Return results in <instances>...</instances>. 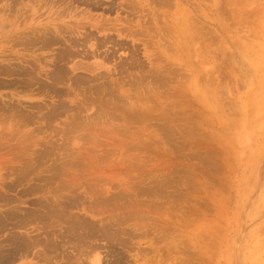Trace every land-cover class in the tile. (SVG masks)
<instances>
[{
  "label": "rangeland",
  "instance_id": "rangeland-1",
  "mask_svg": "<svg viewBox=\"0 0 264 264\" xmlns=\"http://www.w3.org/2000/svg\"><path fill=\"white\" fill-rule=\"evenodd\" d=\"M99 1L102 6L90 12L94 19L97 17L102 22L121 15L125 21L124 16L129 13L125 0H116L113 11H108V3L113 0ZM141 1L149 11L143 10L138 16L130 12L128 16L134 31L139 29L142 33L134 36H127L128 31L118 33L116 29L125 24L123 20L114 21L121 22L115 25L116 29H99L98 38L105 39L111 34L116 41L124 43V48H120L111 37L115 48H100L99 52L115 50V60L106 61L99 55L96 39L85 43L84 35L77 36L80 46L75 47L76 57L69 55L70 61H62L65 62L62 67L69 70L64 75L67 80L64 77V83L61 81L56 87L58 91L62 89V97L50 91L51 79L46 74L52 66L38 68L41 71V75L37 73L38 82L28 87L19 82L21 76L0 72L3 83L0 86V176L3 175L0 194L4 197L0 200V217L8 208L18 206L15 209L26 212L41 203L54 207L62 201L63 206L72 201L77 207L72 205L69 208L72 212L66 210L69 213L65 212L66 217L73 213L90 223L88 227H96L86 230L91 235L85 239L84 231L77 232L76 237L67 236L68 223L63 227L52 226L58 228L57 233H65L64 239L50 227L55 241L60 242L57 247H61L57 250L50 247L52 251L48 252L52 256L47 259L52 262L48 261L49 264H66L67 260L68 264H75L81 257V263L77 261V264H264V9L250 13L256 6L264 8V0L160 1L163 4ZM80 7L78 11L82 14L84 6ZM48 12L45 10L39 20L45 18L42 22H46L49 13V20L56 17L53 11ZM23 25L21 29L25 28ZM36 25H39L37 21ZM7 27L6 22L0 27V53L9 46L4 37ZM61 47L58 44L52 47L54 50L44 48L35 53L49 57ZM90 51L96 55L91 56ZM10 52L0 55V66L16 65V61L12 64L6 61L12 57ZM31 52L20 49V54L35 60ZM85 52L89 56L84 57ZM122 59L129 65L135 64H127L126 71H121L118 66ZM19 64L31 66L30 62ZM77 75L89 77L90 82L80 80L78 88L75 86L78 83L73 81ZM14 79L18 85L13 83ZM43 81L49 84L44 83V90ZM60 98L67 103L63 100L62 103ZM59 104H65L64 110H60L63 105ZM7 226L6 231L0 232L2 251L7 250L6 241L11 237L8 235L30 231L36 234L35 230L32 232V225L18 228L11 223ZM104 231L107 233L101 236ZM41 253L44 249L39 245L30 248L29 256L18 254L9 257L11 260L8 252H2L0 260H9L5 264H48Z\"/></svg>",
  "mask_w": 264,
  "mask_h": 264
},
{
  "label": "bare ground",
  "instance_id": "bare-ground-1",
  "mask_svg": "<svg viewBox=\"0 0 264 264\" xmlns=\"http://www.w3.org/2000/svg\"><path fill=\"white\" fill-rule=\"evenodd\" d=\"M118 1V0H117ZM156 1H159V2H157V3H160V1L161 2H163V3H165V2H167V1H162V0H145V2H148V3H146V4H151L152 2L153 3H155ZM210 1V0H209ZM245 1V0H244ZM249 1V0H248ZM122 2V1H121ZM123 2H124V0H123ZM144 1H141L140 2V0H125V2H124V4H126V7H128V10H129V13L130 12H132V13H135V14H137V13H140V12H142L143 10L144 11H146L147 10V12L149 11L148 9H150V8H148V9H146V7H143V6H145V5H143V4H141V3H143ZM168 2H169V0H168ZM171 2V1H170ZM169 2V3H170ZM230 2H233L234 3V1L232 0V1H230ZM237 2V1H236ZM243 2V1H242ZM115 3H117L116 2V0H113L112 2H110V3H108L109 4V8H108V11H113L115 8V6H114V4ZM163 3H160V4H163ZM233 3H230V5L231 4H233ZM102 2H100L99 0H0V27L2 28V26L4 25V23L6 22L7 24H8V31H7V36L5 35L4 37H6V41L7 42H5V44H7V45H9V46H7V47H4V50L0 53V55L1 56H5L6 54H7V51H11L10 52V54H11V58H7V60L6 59H3L4 61L6 60V61H9V64H12V63H14V61H16L15 63H16V65H13V66H10L9 65V67H7V66H0V72H3L4 74H16V75H19V77L21 76L22 77V79L20 78V81L19 82H22V83H24L23 85V87H28V85H30V84H32V82L33 83H36V82H38V79H37V73H38V71H39V73L41 72L40 70H38V68L39 69H42V68H44V67H46V66H52L53 68L51 69V70H49V71H47V77L48 78H50L51 79V82H48V83H50L51 85H50V88H51V90L49 89V86L47 87L50 91H51V93H52V91L53 92H55L54 94H56V95H58V94H60V95H58L59 97L62 95V89H59V91L57 90V84H60V82L62 81V83H64L63 82V80H64V77L65 76H67L68 75V72H69V70H67L66 68H63L62 67V65H64L65 66V62L63 63L62 61H65V59H68L67 57H69V55L72 57V56H74L75 55V57H76V52H75V47H77L78 48V46H80L79 44H80V39L79 38H77V36L80 34V35H84V37H83V39L85 40V43H87L88 41H90V40H92V39H96L97 40V43H96V45H95V47H96V51H100V48H103V47H109L110 48V46H111V48H113L112 46H115V45H113L112 43H114V41H112V38L114 39V36L112 37L111 36V34H110V36H107L105 39H100V38H98V36H100V35H97L99 32H100V30L102 29V28H104V30H107V31H110L111 29H116L117 27H115V25H117V24H120L121 22H122V20H123V16H121L120 14V16H116V17H114V18H110L109 17V19L108 18H103L104 19V21L106 20V23L102 20V22L100 21V20H97L96 18L94 19V15H93V17H92V14L90 13L91 11H93L94 9H97V7L98 6H102ZM123 4V3H122ZM118 5H120V3L118 4ZM117 5V6H118ZM143 5V6H142ZM157 5V4H156ZM229 5V4H228ZM80 6H84L82 9H83V11H82V14H80V12L79 11H81V10H79L78 11V9H81V7ZM116 6V7H117ZM123 6V5H122ZM125 6V5H124ZM153 6V5H152ZM235 6H236V4H235ZM264 6V5H263ZM80 7V8H79ZM118 7H120V6H118ZM125 7V8H126ZM159 7V6H158ZM229 7V6H228ZM152 8V7H151ZM160 8V7H159ZM242 8V7H241ZM105 9H107V8H105ZM123 9V8H122ZM153 9V8H152ZM156 9V8H155ZM154 9V10H155ZM263 9L264 8H261V7H254V9L252 10V11H250V13L252 14V13H255V12H258L259 10H262L263 11ZM45 10L47 11V10H49V12H54L55 14H56V17H54V19H52L51 18V20H49L50 19V16H49V14H48V19L46 20V22H42V19H45V18H41L40 20H39V18L41 17V16H43V14L45 15ZM126 10H127V8H126ZM156 11V10H155ZM169 11V10H168ZM261 11V12H262ZM122 12V11H121ZM146 12V13H147ZM127 13H128V11H127ZM126 13V14H127ZM128 13V14H129ZM224 13V12H223ZM80 14V15H79ZM128 14L126 15V16H124V18H125V21H124V23L125 24H123V23H121L122 25V27L124 28H122L121 26H119L120 28H118V29H116V31H118V33H124L125 31H128L129 33H127V36H134V35H139L140 33H142L141 31L139 32V29H138V31H134V29H133V27L131 26V25H133V23H132V21H129V16H128ZM163 14V13H162ZM164 14H168V13H165V11H164ZM234 14H235V12H234ZM256 14V13H255ZM147 15V14H146ZM148 15H149V13H148ZM159 15V14H158ZM240 15H242V14H240ZM11 16H13V17H11ZM55 16V15H54ZM137 16H138V14H137ZM144 16H145V14H144ZM163 16V15H162ZM168 16V15H167ZM208 16V15H207ZM122 17V18H121ZM142 17V16H141ZM149 17V16H148ZM160 17H161V15H160ZM228 17V16H227ZM248 17V16H247ZM167 18V17H166ZM226 18V17H225ZM151 19V18H150ZM184 19V18H183ZM230 19V18H229ZM237 19V18H236ZM57 20H59V21H57ZM132 20V19H131ZM133 20H134V18H133ZM152 20V19H151ZM164 20V19H163ZM163 20H161V21H163ZM167 20V19H166ZM165 20V21H166ZM36 21H37V23H39V25H36ZM114 21H121L120 23H116V22H114ZM158 21H159V19H158ZM164 21V22H165ZM186 21V20H185ZM24 22V25L22 24ZM105 24H104V23ZM132 24H131V23ZM134 22V21H133ZM101 23H103V24H101ZM147 24L149 23V22H146ZM152 23V22H151ZM150 23V24H151ZM161 23V22H160ZM166 24V23H165ZM183 24V23H182ZM20 25H23V26H25V28L24 29H21L20 28ZM159 25H161V24H159ZM199 25V24H198ZM134 26V25H133ZM136 26H138L139 27V24H137ZM135 26V27H136ZM149 26V25H148ZM169 26V25H168ZM171 26V25H170ZM146 27V26H145ZM167 27V26H166ZM203 27V26H202ZM254 27V26H253ZM122 28V29H121ZM151 28V27H150ZM154 28V27H153ZM171 28V27H170ZM208 28V27H207ZM100 29V30H99ZM120 29V30H119ZM133 29V30H132ZM167 29V28H166ZM165 29V30H166ZM173 29H174V27H173ZM210 29V28H209ZM212 29V28H211ZM123 30V31H122ZM141 30V29H140ZM154 30H155V28H154ZM204 30V29H203ZM82 31H84V32H82ZM120 31H122V32H120ZM143 31V30H142ZM161 31V30H160ZM163 31V30H162ZM210 31V30H209ZM214 32V31H213ZM110 33V32H109ZM143 34H146V33H143ZM142 34V35H143ZM158 34V33H157ZM164 34V33H163ZM120 35V34H119ZM161 35V34H160ZM211 35V34H210ZM149 36V35H148ZM169 36V35H168ZM175 36V35H174ZM215 36H216V34H215ZM80 37V36H79ZM102 37V36H101ZM112 37V38H111ZM81 38V37H80ZM104 38V37H103ZM131 38V37H130ZM152 38V37H151ZM176 38V37H175ZM217 38H218V35H217ZM177 39V38H176ZM115 41H116V39H114ZM138 40V39H137ZM216 40V39H215ZM232 40V39H231ZM0 41H2V40H0ZM123 41V40H122ZM121 41V42H122ZM238 41V40H237ZM108 42H110L111 43V45H109V46H107L108 44ZM117 42V43H116ZM114 44H117V45H119L120 46V48H124V45H122V44H124L123 42L122 43H120L118 40L116 41ZM127 42H129V41H127ZM167 42V41H166ZM147 43V42H146ZM148 43H149V41H148ZM216 43V42H215ZM58 44H61V49L60 48H58V50L57 51H55V52H53L52 53V55L51 54H49L50 56L49 57H47V55H39L38 53H35V51L36 50H40V49H46V48H52L53 46H55V45H58ZM84 44V41H83V43H82V45ZM135 44V43H134ZM142 44V43H141ZM85 45V44H84ZM93 45H94V43H93ZM135 46V45H134ZM172 47H173V45H171ZM95 47H93V49H95ZM149 47V46H148ZM6 48V49H5ZM9 50H8V49ZM82 48V47H81ZM84 48H85V46H84ZM84 48H83V50L81 49L80 50V52L81 51H84ZM115 48V47H114ZM113 48V49H114ZM128 48V47H127ZM20 49H26V50H30V51H32L31 53V55L34 57V59L35 60H30V59H27L25 56H23V55H25V54H20ZM55 49V48H54ZM53 48L51 49V50H54ZM56 49H57V46H56ZM86 49V48H85ZM118 49V48H117ZM132 48L130 47V50H131ZM170 49V48H169ZM133 50V49H132ZM230 50H231V48H230ZM22 51V50H21ZM77 51V50H76ZM87 51V50H86ZM89 51V50H88ZM87 51V52H88ZM135 51V50H134ZM24 52V51H23ZM47 52H48V50H47ZM80 52H78L77 53V56H78V54L80 53ZM91 52V51H90ZM97 52V53H98ZM102 52H103V54H102ZM102 52H99L98 54L99 55H103L104 56V59L107 61V60H112L113 61V59L116 57V51L114 50V51H112V52H109V49H106V50H102ZM9 53V52H8ZM22 53V52H21ZM84 53V52H83ZM229 53V52H228ZM47 54V53H46ZM97 54V55H98ZM132 54V53H131ZM157 54H159V53H157ZM86 55H88L89 56V54L87 53L86 54V52H85V56L84 57H86ZM90 55L91 56H95L96 55V52L95 51H92L91 53H90ZM135 55H136V53H135ZM150 55V54H149ZM156 55V54H155ZM27 56V55H26ZM31 56V57H32ZM82 56V55H81ZM87 56V57H88ZM137 56V55H136ZM7 57H9V55L7 56ZM29 57V56H28ZM119 57V56H118ZM130 57V56H129ZM133 57H134V54H133ZM158 57H160V56H158ZM70 58V57H69ZM89 58V57H88ZM131 58V57H130ZM137 58V57H136ZM133 59V58H132ZM138 59V58H137ZM69 61H70V59H68ZM71 60H73V58H71ZM115 60V59H114ZM142 60V59H141ZM68 61V62H69ZM144 61V60H143ZM28 63L29 64V62H30V64H31V66H29V67H24V65L22 66L21 64H19V63ZM60 62H62V63H60ZM67 62V61H66ZM136 63H137V61H135ZM139 62V61H138ZM165 62V61H164ZM18 63V64H17ZM1 64V63H0ZM4 65H6L5 63H3ZM34 64L35 65H38L37 67L36 66H34ZM49 64V65H48ZM68 64V63H67ZM67 64H66V67H67ZM128 63L125 61V60H123L122 59V61H120L119 62V66L118 67H120V69L119 70H121V71H126L125 70V68L127 69L128 67V65H127ZM135 64V63H134ZM133 63H130V65L131 66H133L134 65ZM140 64V63H139ZM179 64V63H178ZM129 65V66H130ZM141 65V64H140ZM142 65H143V63H142ZM136 66V65H135ZM186 66H187V64H186ZM117 67V66H116ZM166 67L167 66H165V69H166ZM171 67V66H170ZM169 68V67H168ZM177 68V67H176ZM131 69V68H130ZM140 69V68H139ZM142 69V68H141ZM148 69V68H147ZM46 70V69H45ZM48 70V69H47ZM118 70V71H119ZM138 70V69H137ZM143 70V69H142ZM150 70V69H149ZM152 70V69H151ZM150 70V71H151ZM168 70V69H167ZM44 71V70H43ZM153 71V70H152ZM163 71V70H162ZM161 71V72H162ZM169 71V70H168ZM174 71V70H173ZM183 71V70H182ZM71 72V71H70ZM140 72V71H139ZM175 72H177V71H175ZM174 72V73H175ZM122 73V72H121ZM181 73V72H180ZM179 73V74H180ZM225 73V72H224ZM102 74H103V72H102ZM101 74V76H105V75H102ZM107 74V73H106ZM125 74V73H124ZM147 74V73H146ZM159 74V73H158ZM186 74V73H185ZM40 75H41V73H40ZM39 75V76H40ZM65 75V76H64ZM113 75H114V73H113ZM134 75V74H133ZM143 75V74H142ZM149 75V74H148ZM152 75V74H151ZM78 76V77H77ZM76 77H77V80H75V76L73 77L74 78V83L76 84V82L78 83V84H74L75 86H77L78 88L80 87L79 86V83L83 80V81H85V80H88V78H86V76L85 77H83V75L81 76V77H79L80 75H77ZM147 76V75H146ZM150 76V75H149ZM148 76V77H149ZM188 76V75H187ZM16 77V76H15ZM94 77V76H93ZM151 77H153V76H151ZM160 77V76H159ZM40 78V77H39ZM101 78V77H100ZM121 78V77H120ZM127 78H128V75H127ZM138 78V77H137ZM136 78V79H137ZM146 80L148 79L147 77H144ZM154 78V77H153ZM156 78V77H155ZM154 78V79H155ZM162 78V77H161ZM17 79H19V78H17ZM69 79H70V77H69ZM116 79V78H115ZM123 79H124V77H123ZM129 79V78H128ZM163 79V78H162ZM234 79V78H233ZM14 80H16V79H14ZM14 80H10L11 82H13ZM39 80H42L41 78L39 79ZM65 80H67V77H65ZM71 80H72V78H71ZM81 80V81H80ZM122 80V78L120 79V81ZM133 80V79H132ZM142 80V79H141ZM238 80V79H237ZM72 81V82H73ZM89 81V80H88ZM107 81V80H106ZM129 81H131V80H129ZM142 81H144V79L142 80ZM5 82V81H4ZM90 82V81H89ZM111 82V81H110ZM115 82V81H114ZM113 82V83H114ZM151 82H152V80H151ZM153 82H154V80H153ZM8 83V82H7ZM6 82H5V84H7ZM13 83H17V80L16 81H14ZM40 83L41 82H39V85H40ZM43 83V84H42ZM41 84L42 85H44V87H41L42 89L43 88H45V84L44 83H46L47 84V82H45V81H43ZM103 83H104V80H103ZM106 83V82H105ZM104 83V84H105ZM121 83V82H120ZM136 83V82H135ZM167 83V82H166ZM166 83H165V85H166ZM235 83V82H234ZM73 84V83H72ZM81 84H83V83H81ZM111 84V83H110ZM117 84V83H116ZM119 84V83H118ZM161 84V83H160ZM164 84V83H163ZM168 84V83H167ZM3 85V83L2 82H0V86H2ZM8 85V84H7ZM10 85H12L11 83H10ZM17 85H18V83H17ZM39 85H37V86H39ZM47 85H49V84H47ZM94 85V84H93ZM108 85V84H107ZM126 85V84H125ZM133 85V84H132ZM180 85V84H179ZM9 86V85H8ZM15 86V85H14ZM59 86V85H58ZM99 86H103V85H99ZM131 86V85H130ZM138 86V85H137ZM22 87V86H21ZM88 87V86H87ZM90 87V86H89ZM104 87H105V85H104ZM106 87H109L110 88V85H108V86H106ZM105 87V88H106ZM116 87V86H115ZM132 87V86H131ZM133 87H135V86H133ZM164 87V86H163ZM61 88V87H60ZM63 88V87H62ZM82 88V87H81ZM109 88H107V89H109ZM117 88H118V86H117ZM29 89V88H28ZM85 89V88H84ZM90 89V88H89ZM99 89V88H98ZM22 90V89H21ZM31 90V89H30ZM44 90V89H43ZM61 90V91H60ZM88 90V89H87ZM109 90H111V88L109 89ZM108 90V91H109ZM117 90V89H116ZM136 90V89H135ZM70 91V90H69ZM93 91V90H92ZM107 91V92H108ZM114 91V90H113ZM146 91V90H145ZM57 92V93H56ZM87 92V91H86ZM95 92V91H94ZM112 92V91H111ZM100 93V92H99ZM116 93V92H115ZM53 94V95H54ZM66 93H64V90H63V95H65ZM50 95V94H49ZM52 95V96H53ZM109 95V94H108ZM115 95V94H114ZM51 96V97H52ZM55 96V95H54ZM104 96V95H103ZM117 96V95H116ZM119 96V95H118ZM117 96V97H118ZM132 96V95H131ZM62 97V96H61ZM91 97V96H90ZM89 97V98H90ZM96 97V96H95ZM98 97H100V96H98ZM92 98H94V97H92ZM103 98V97H102ZM109 98V97H108ZM122 98V97H121ZM91 99V98H90ZM111 99V98H110ZM109 99V100H110ZM145 99H147V98H145ZM59 100H63V101H65L64 99H62V98H60ZM15 101V100H14ZM63 101H62V103H63ZM1 102V101H0ZM60 102V101H59ZM66 102V101H65ZM109 102V101H108ZM125 102V101H124ZM52 103V102H51ZM50 103V104H51ZM67 103V102H66ZM65 103V104H66ZM78 103V102H77ZM20 104V103H19ZM65 104H59L60 105V107H61V111H62V109L64 110V105ZM119 104V103H118ZM125 104V103H124ZM8 105V104H7ZM21 105V104H20ZM53 105H56V104H54L53 103ZM59 105H57L58 107H59ZM97 105V104H96ZM99 105V104H98ZM100 105H101V103H100ZM103 105H105V104H103ZM11 106V105H10ZM6 107V106H5ZM17 107V106H16ZM40 107V106H39ZM56 106H54V108H55ZM73 107V106H72ZM71 107V108H72ZM82 107V106H81ZM90 107V106H89ZM9 108H11V107H8V109ZM14 108V107H13ZM22 108V107H21ZM44 108V107H43ZM46 108H47V106H46ZM53 108V109H54ZM102 108H104V107H102ZM16 109V108H15ZM19 109H20V107H19ZM23 109V108H22ZM22 109L21 110H19V111H22ZM58 109V108H57ZM84 109V108H83ZM6 110V109H5ZM14 110V109H13ZM13 110H12V108H11V111L13 112ZM81 110V109H80ZM89 110H91V108H89ZM102 110V109H101ZM111 110V109H110ZM137 110V109H136ZM9 111V110H8ZM18 111V112H19ZM24 111V110H23ZM38 111V110H37ZM46 111H47V109H46ZM58 111V110H57ZM68 111V110H67ZM84 111V110H83ZM105 111V110H104ZM180 111V110H179ZM188 111V110H187ZM17 112V113H18ZM40 112V111H39ZM42 112V111H41ZM94 112V111H93ZM101 112V111H100ZM106 112V111H105ZM104 112V113H105ZM111 112H112V110H111ZM115 112V111H114ZM3 113V112H2ZM6 113H7V111H6ZM9 113V112H8ZM7 113V114H8ZM19 113H21V112H19ZM23 113V112H22ZM19 114V115H24V114ZM57 113V112H56ZM56 113H55V115H56ZM68 113V112H67ZM181 113V112H180ZM1 114V113H0ZM16 114V113H15ZM29 114V113H28ZM44 114V113H43ZM51 114H54V113H51ZM75 114V113H74ZM111 114V113H110ZM114 114V113H113ZM19 115H17V116H19ZM27 115V114H26ZM26 115L24 116V118H28V117H26ZM30 115V114H29ZM28 115V116H29ZM40 115V114H39ZM77 116L79 115L78 114V112H77V114H76ZM76 115H74V116H76ZM81 115V114H80ZM92 115V114H91ZM108 115H109V113H108ZM115 115V114H114ZM121 115V114H120ZM137 115V114H136ZM13 116V115H12ZM17 116H15V117H17ZM44 116V115H43ZM46 116V115H45ZM76 116V117H77ZM103 116V115H102ZM119 116V115H118ZM125 116V115H124ZM4 117H6V116H4ZM30 117V116H29ZM33 117V116H32ZM36 117V116H35ZM47 117V116H46ZM46 117H44L45 119H46ZM51 117H54V115H52V116H50V118L49 119H51ZM69 117V116H68ZM96 117V116H95ZM112 117V116H111ZM114 117V116H113ZM9 118V117H8ZM14 118V117H13ZM37 118V117H36ZM41 118V117H40ZM75 118V117H74ZM115 118H117V117H115ZM125 118V117H124ZM168 118V117H167ZM5 119V118H4ZM17 119H19V117L17 118ZM22 119H23V117H22ZM30 119V118H29ZM128 119V118H127ZM137 119V118H136ZM175 119H176V117H175ZM1 120V119H0ZM25 120V119H24ZM28 120V119H27ZM35 120H37V119H35ZM48 120V119H47ZM52 120V119H51ZM174 120V119H173ZM186 120V119H185ZM19 121V124H21L20 123V119L18 120ZM30 121H31V119H30ZM189 121V120H188ZM47 122V121H46ZM66 122V121H65ZM70 122V121H69ZM192 122V121H191ZM18 123V122H17ZM51 123V122H50ZM72 123V122H71ZM152 123V122H151ZM49 124V123H48ZM222 124V123H221ZM84 125V124H83ZM2 126V125H1ZM46 127V126H45ZM76 127V126H75ZM16 128V127H15ZM54 128H56V127H54ZM166 128H168V127H166ZM220 128H222V126L220 127ZM1 129V128H0ZM17 129V128H16ZM170 129V128H169ZM186 129V128H185ZM197 129V128H196ZM2 130V129H1ZM14 130V129H13ZM42 130V129H41ZM60 130V129H59ZM62 130V129H61ZM160 130V129H159ZM171 130V129H170ZM198 131V130H197ZM33 132V131H32ZM165 133H167V132H165ZM202 133V132H201ZM7 134V133H6ZM65 134V133H64ZM17 135V134H16ZM23 135V134H22ZM164 135V134H163ZM173 135V134H172ZM14 136V135H13ZM73 136V135H72ZM71 136V137H72ZM67 137V136H66ZM170 137V136H169ZM174 137V136H173ZM180 137V136H179ZM206 137V136H205ZM208 137V136H207ZM177 138V137H176ZM206 139V138H205ZM64 140V139H63ZM66 141V140H65ZM56 142V141H55ZM59 143V142H58ZM63 143V142H62ZM53 144V143H52ZM55 145V144H54ZM1 146V145H0ZM207 146V145H206ZM176 147V146H175ZM19 150V149H18ZM65 150V149H64ZM209 150V149H208ZM45 151V150H44ZM43 151V154L44 153H46L47 154V152H44ZM52 151V150H51ZM213 151V150H212ZM218 151V150H217ZM217 151H215V152H217ZM211 152V151H210ZM60 153V152H59ZM198 153V152H197ZM207 153V152H206ZM214 153V152H213ZM43 154H42V156H43ZM216 155V154H215ZM217 156V155H216ZM18 157V156H17ZM211 159V158H210ZM37 160V159H36ZM50 160V159H49ZM56 160V159H55ZM39 161V160H38ZM78 161V160H77ZM22 162V161H21ZM75 162V161H74ZM77 163V162H76ZM82 163V162H81ZM73 164V163H72ZM58 165V164H57ZM66 166V165H65ZM69 166V165H68ZM13 167V166H12ZM6 168V167H5ZM11 168V167H10ZM59 168V167H58ZM213 168V167H212ZM29 169V168H28ZM28 169H26V170H24V171H27ZM53 169L54 170H56L54 167H53ZM61 169V168H60ZM60 169H58V170H60ZM32 170V169H31ZM30 170V171H31ZM62 170V169H61ZM83 170V169H82ZM49 171V170H48ZM51 171V170H50ZM29 172V171H28ZM54 172H56V171H54ZM11 173V172H10ZM24 173V172H23ZM30 173V172H29ZM53 173V172H52ZM63 173V172H62ZM61 173V174H62ZM1 174V173H0ZM31 174V173H30ZM56 174V173H55ZM57 174H58V172H57ZM56 174V177H58V175ZM68 174V173H67ZM21 175V174H20ZM54 175V174H53ZM52 175V176H53ZM2 177H3V175H1ZM0 176V178H2ZM24 176H27V174L25 173V175ZM23 175H22V179H23V177H24ZM51 176V177H52ZM55 176V175H54ZM160 176V175H159ZM181 176V175H180ZM4 177H5V175H4ZM29 177V176H28ZM44 177V176H43ZM50 177V176H49ZM50 177V178H51ZM19 178H20V176H19ZM52 178H54V177H52ZM52 178H51V180H52ZM60 178V177H59ZM22 179H18V180H22ZM27 179V178H26ZM55 179V178H54ZM0 180H2V179H0ZM15 180V179H14ZM45 180V179H44ZM50 180V179H49ZM48 180V181H49ZM51 180H50V182H51ZM16 181V180H15ZM0 182H2V181H0ZM46 182V181H45ZM139 182V181H138ZM44 183V182H43ZM61 183V182H60ZM64 183V182H63ZM66 183V182H65ZM2 184H4V182L2 183ZM17 184V183H16ZM33 184V183H32ZM49 184V183H48ZM47 184V185H48ZM69 184V183H68ZM5 185V184H4ZM7 185V184H6ZM89 185V184H88ZM1 186V185H0ZM7 186H9V187H11L12 185H7ZM62 186V185H61ZM162 186V185H161ZM5 187V186H4ZM44 187V186H43ZM56 187V186H55ZM152 187V186H151ZM195 187V186H194ZM8 188V187H7ZM11 188H13V187H11ZM35 188V187H34ZM39 189H40V187H38ZM53 188V187H52ZM60 188V187H59ZM89 188H92V187H89ZM156 188V187H155ZM159 188V187H158ZM197 188V187H196ZM38 189V190H39ZM99 189V188H98ZM132 189V188H131ZM192 189V188H191ZM41 190V189H40ZM53 190V189H52ZM51 190V191H52ZM147 190V189H146ZM154 190V189H153ZM164 190V189H163ZM70 191V190H69ZM92 191H94V190H92ZM127 191V190H126ZM125 191V192H126ZM160 191V190H159ZM196 191V190H195ZM1 192V191H0ZM35 192V191H34ZM67 193H68V190L66 191ZM65 192V193H66ZM124 192V191H123ZM129 192V191H128ZM137 192V191H136ZM144 192V191H143ZM154 192H156V191H154ZM28 193V192H27ZM95 193V192H94ZM93 193V194H94ZM112 193V192H111ZM115 193V192H114ZM122 193V192H121ZM158 194H159V192H157ZM125 194V193H124ZM129 194V193H128ZM128 194H126V195H128ZM143 194V193H142ZM154 194V193H153ZM3 194H0V200L3 198V200H4V197L2 196ZM74 195V194H73ZM107 195V194H106ZM121 195V194H120ZM123 195V194H122ZM156 195V194H155ZM61 196V195H60ZM71 195H70V193H69V197H70ZM77 196V195H76ZM80 196V195H79ZM114 196V195H113ZM124 196V195H123ZM184 196V195H183ZM9 197V196H8ZM67 197V196H66ZM108 197V196H107ZM132 197V196H131ZM139 197V196H138ZM201 197V196H200ZM7 197H5V199H6ZM12 198V197H11ZM43 198V197H42ZM181 198V197H180ZM48 199V198H47ZM65 198H62V200H64ZM111 199V198H110ZM117 199V198H116ZM122 199V198H121ZM127 199V198H126ZM11 200H13V199H10V201ZM39 199H37V201H38ZM44 200V199H43ZM51 200V199H50ZM67 200V199H66ZM65 200V201H66ZM94 200V199H93ZM93 200H91V201H93ZM7 202H8V198H7V200H6ZM9 201V202H10ZM19 201V200H18ZM27 201V200H26ZM45 201V200H44ZM44 201H40V203L41 202H44ZM52 202H53V200H51ZM59 200L57 199V201L56 202H58ZM90 201V202H91ZM12 202V201H11ZM52 202H49V203H51L52 204ZM75 202V201H74ZM89 202V201H88ZM105 202V201H104ZM196 202V201H195ZM39 202H37V204H40ZM45 203V202H44ZM60 202H58V204H59ZM66 203V202H65ZM77 203V202H76ZM46 204V203H45ZM45 204H43L42 205V203H41V205L40 206H36L35 208H31L32 209V211L30 210V211H26V210H24V211H26V212H22V210L20 209H15V208H17V207H15V206H13V207H15V208H10L11 209V211H8V210H10L9 208H8V212L6 211V214H4V215H2L1 217H0V232H2L3 230L4 231H6L5 229L8 227L7 225L8 224H13V227H18V228H23V227H25L26 228V226H29V225H32V227L34 228L33 230H32V232L35 230V232H36V234H30V232H28V233H25V234H19V233H21V232H19V233H14L13 235H8V236H11L10 238L8 237V240L5 242L6 243V249L7 250H5V248H4V251H2V247H1V249H0V253H2V252H8V254H9V256H8V259H10L9 257H17V255L18 254H20V255H28V251L30 250V248H33V247H37V246H42V248L44 249V253H41V258L43 257L44 259L46 258H48L49 259V257H50V255H51V253H49V252H51L52 250H54L56 247H57V245H58V243H60L59 242V240H58V243H57V241H55V235L53 234L54 232H50L51 231V228H53L52 226H60V227H63L62 225L64 224V223H68V225H67V227L65 228V229H67L66 230V235L67 236H70L71 237V235L72 236H75L76 235V233L77 232H79V231H84L85 233H86V235H84V239H85V237L87 238V236L89 237L90 235H91V232H87L86 230L89 228V229H91L92 227H88V225L90 224H87V222L86 221H84V218L82 219V218H80V217H77V215L75 216V214L73 215V213H70V216H68V218L66 217L67 215V213L70 211V212H72V210H69V208L70 207H72V205L73 206H76V205H74V203L72 202V201H70V203H68L69 205H67V204H64V206H63V201H62V204L60 205H54V204H57V203H53V205H54V207H50L49 206V204L47 203V205H48V207H46V205ZM208 204V203H207ZM2 205V204H1ZM45 205V206H44ZM67 205V206H66ZM111 205V204H110ZM56 206V207H55ZM11 207V206H10ZM41 207H43V209H41ZM77 207V206H76ZM68 208V209H67ZM74 208V207H73ZM87 208V207H86ZM156 208V207H155ZM203 208V207H202ZM208 208V207H207ZM66 210H68V212L66 211ZM131 210V209H130ZM4 212V211H3ZM65 212H67L66 214H65ZM69 214V213H68ZM120 214V213H119ZM75 218H74V217ZM79 216V215H78ZM111 217V216H110ZM116 217V216H115ZM141 218V217H140ZM48 219H49V221H48ZM103 219V218H102ZM85 220H86V218H85ZM128 220H130V219H128ZM127 220V221H128ZM46 221H48V222H46ZM103 221V220H102ZM110 221V220H109ZM117 223H118V221H116ZM122 222V221H121ZM124 222V221H123ZM95 224V223H94ZM118 224H120V223H118ZM214 225V224H213ZM112 226H113V224H112ZM51 227V228H50ZM55 227V228H56ZM96 227V226H95ZM94 227V228H95ZM109 227H111V226H109ZM139 227V226H138ZM171 227V226H170ZM215 227V226H214ZM24 228V229H25ZM55 228H53L52 230L53 231H55V230H57L58 231V228L57 229H55ZM94 228H92V229H94ZM104 228V227H103ZM102 228V229H103ZM119 228V227H118ZM117 228V229H118ZM149 228V227H148ZM65 229H63L64 231H65ZM109 229V228H108ZM152 229V228H151ZM171 229V228H170ZM214 229V228H213ZM30 230V229H29ZM60 230V229H59ZM122 230V229H121ZM157 230V229H156ZM20 231V230H19ZM92 231V230H91ZM110 231V230H109ZM124 231V230H123ZM147 231V230H146ZM160 231V230H159ZM167 231V230H166ZM15 232V231H14ZM93 232V231H92ZM100 232H101V230H100ZM143 232V231H142ZM23 233V232H22ZM57 232L55 231V234H56ZM65 233H62V232H58L56 235H58V234H61V235H58V237L60 236L61 237V239H64L62 236L65 234ZM106 233H107V231H106ZM105 231L101 234V236H104L105 234ZM110 233V232H109ZM108 233V234H109ZM131 233H132V231H131ZM149 233V232H148ZM147 233V234H148ZM114 234V233H113ZM126 234H127V232H126ZM130 234V233H129ZM52 235H54V236H52ZM66 235H64V237L66 236ZM99 235V234H98ZM132 235L134 236L135 235V233L133 234L132 233ZM156 235V234H155ZM160 235V234H159ZM169 235V234H168ZM50 236H51V238L53 237V239H50ZM78 236V235H77ZM94 236V235H93ZM100 236V235H99ZM131 236V235H130ZM149 236V235H148ZM162 236V235H161ZM160 236V237H161ZM164 237H165V235H163ZM43 237V238H42ZM48 237H49V240H48ZM76 237V236H75ZM80 237H81V235H80ZM109 237H111V235H109ZM109 237H107L106 236V238L108 239ZM115 237V236H114ZM158 237V236H157ZM167 237V236H166ZM169 237V236H168ZM203 238H204V236H202ZM44 238L46 239L45 240V242H44ZM67 238V237H66ZM69 238V237H68ZM79 238V237H78ZM112 238H113V236H112ZM116 238H118V237H116ZM162 238V237H161ZM214 238V237H213ZM6 239V238H5ZM60 239V240H61ZM81 240H82V238H80ZM83 239V240H84ZM92 239V238H91ZM110 239V238H109ZM156 239V238H155ZM158 239V238H157ZM51 240V241H50ZM68 240V239H67ZM87 240V239H86ZM93 240V239H92ZM97 240V239H96ZM117 240H119V239H117ZM174 240V239H173ZM73 241V240H72ZM72 241H70V242H72ZM85 241V240H84ZM112 241V240H111ZM131 241V240H130ZM62 242V241H61ZM63 242H64V240H63ZM119 242H121L120 240H119ZM126 242H128V241H126ZM156 242V241H155ZM172 242V241H171ZM170 242V243H171ZM65 243V242H64ZM74 243V242H73ZM86 242H84V244H85ZM129 243V242H128ZM132 243V242H131ZM134 243H135V241H134ZM50 244V245H49ZM77 244V243H76ZM95 244V243H94ZM94 244H93V247H94ZM121 244H122V242H121ZM136 244V243H135ZM157 244V243H156ZM209 244H211V243H209ZM63 245V244H62ZM66 245V244H65ZM130 245H132V244H130ZM174 245V244H173ZM189 245V244H188ZM5 246V245H4ZM59 246V245H58ZM70 246V245H69ZM72 246V245H71ZM80 246V245H79ZM87 245L85 244V247H86ZM92 246V245H91ZM133 247H134V245H132ZM190 246V245H189ZM52 248V250H51V248ZM61 247V246H60ZM60 247H57L55 250H57L58 248H60ZM68 247V246H67ZM81 247V246H80ZM100 248V247H99ZM131 248V247H130ZM138 248V247H137ZM145 248V247H144ZM149 248V247H148ZM174 248V247H173ZM210 248V247H209ZM73 249V248H72ZM77 249V247L75 248V250ZM84 249V248H83ZM82 249V250H83ZM142 249V248H141ZM181 249V248H180ZM187 249V248H186ZM69 250V249H68ZM79 250V249H78ZM156 249H154V251H155ZM177 250V249H176ZM49 251V252H48ZM60 251V250H59ZM149 251V250H148ZM55 252V251H54ZM58 252V251H57ZM73 252V251H72ZM81 252V251H80ZM87 252V251H86ZM122 252V251H121ZM165 252V251H164ZM164 252H163V254H164ZM40 253V252H39ZM39 253H37V254H39ZM63 253V252H62ZM83 253V252H82ZM193 253V252H192ZM29 254H30V252H29ZM77 254V253H76ZM79 255H80V253H78ZM90 254V253H89ZM88 254V255H89ZM170 254V253H169ZM19 255V256H20ZM82 255V254H81ZM168 255V254H167ZM29 256V255H28ZM34 256V255H33ZM37 256H39V255H37ZM52 256V255H51ZM56 255H54V257H55ZM66 256V255H65ZM73 256V255H72ZM5 257V256H4ZM3 257V258H4ZM27 257V256H26ZM40 257V256H39ZM53 257V258H54ZM60 257V256H59ZM70 257H71V254H70ZM69 257V258H70ZM75 257V256H74ZM89 257V256H88ZM42 258V259H43ZM63 258V257H62ZM68 258V259H69ZM78 258V257H77ZM77 258L75 259V260H77ZM14 259V258H13ZM47 259V261H46V263L49 261ZM51 259V258H50ZM59 259V258H58ZM71 259V258H70ZM73 259V258H72ZM71 259V260H72ZM78 259H80V258H78ZM11 260V259H10ZM51 260H53V259H51ZM81 260H82V257H81ZM81 260L79 261V260H77L78 262H80L81 263ZM85 260V259H84ZM87 260H89V258L88 259H86V261ZM122 260V259H121ZM6 261H9V260H7L6 258L3 260V261H1L0 260V263H2V262H4V264H5V262ZM68 262L66 263V264H68L70 261L69 260H67ZM74 261V260H73ZM76 261V262H77ZM119 261V260H118ZM50 262V261H49ZM49 262H48V264H49ZM52 262V261H51ZM50 262V263H51ZM54 262V261H53ZM75 262V264H77ZM84 261H82V263H83ZM7 263H9V262H7ZM62 263V262H61ZM86 263V262H85ZM152 263V262H151ZM186 263V262H185ZM58 264V263H57ZM65 264V263H64ZM73 264V263H72ZM120 264V263H119ZM193 264V263H192Z\"/></svg>",
  "mask_w": 264,
  "mask_h": 264
}]
</instances>
